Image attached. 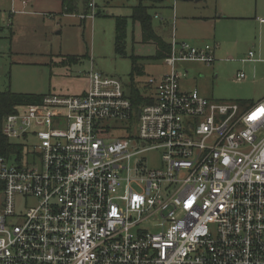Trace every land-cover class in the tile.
Segmentation results:
<instances>
[{"label": "built area", "instance_id": "built-area-1", "mask_svg": "<svg viewBox=\"0 0 264 264\" xmlns=\"http://www.w3.org/2000/svg\"><path fill=\"white\" fill-rule=\"evenodd\" d=\"M169 48L149 103L91 69L84 92L5 116L4 137L36 141L40 163L0 154V264H264V97L242 107L182 90L177 64H211L213 47L172 36ZM135 116L134 135L102 136V120ZM133 139L150 145L130 152ZM149 149L163 168L129 166Z\"/></svg>", "mask_w": 264, "mask_h": 264}, {"label": "rangeland", "instance_id": "rangeland-1", "mask_svg": "<svg viewBox=\"0 0 264 264\" xmlns=\"http://www.w3.org/2000/svg\"><path fill=\"white\" fill-rule=\"evenodd\" d=\"M89 1L93 11L78 0L72 12H64L60 0H0L1 91L76 95L87 89L86 73L94 69L117 78L126 90L134 86L141 92L148 74L167 70L162 59L153 57L155 45L140 41L139 29L129 17L138 0ZM143 5L149 7L154 31L165 41L173 35L190 44L214 41L218 45L210 65L178 64L179 72L186 75L180 81L183 88H196L208 100L236 101L242 107L248 99L264 94V0H143ZM217 15L221 17L215 19ZM118 17L126 18L121 53L115 50ZM249 50L260 58L259 63L246 61ZM132 55L140 57L137 72L132 70ZM239 73L246 77L238 80ZM100 126L106 139L128 137L135 134L136 116L131 121L104 119ZM26 143L36 141L19 138L10 151L21 156L23 165L39 164L40 158L28 152ZM148 145L133 139L129 151ZM161 156V149L142 151L129 166L163 168ZM122 175L126 176L125 170ZM36 201L24 197L21 206L25 210Z\"/></svg>", "mask_w": 264, "mask_h": 264}, {"label": "trees", "instance_id": "trees-1", "mask_svg": "<svg viewBox=\"0 0 264 264\" xmlns=\"http://www.w3.org/2000/svg\"><path fill=\"white\" fill-rule=\"evenodd\" d=\"M64 12H72L76 8L78 0H60ZM153 2H159L160 0H152ZM83 5L86 8L89 7V0H82ZM149 7L143 5V0H138V4L131 7L130 19L133 24L139 25L140 36L142 43H153L156 47L154 58L163 59L170 51L169 43H167L160 35H158L152 27V16L149 13ZM126 18L118 17L116 19L115 28V50L118 53L122 51V39L124 37V27ZM72 59V57H71ZM140 57L136 55L131 56L132 70L137 72L140 70ZM43 96V95H42ZM42 96L29 95V94H16L0 90V154H7L10 150L15 149L12 142L8 141L2 134L1 127L2 122L9 113L15 110L16 106L34 103L40 101ZM130 98L135 105L141 104L142 95L137 90L133 88L130 93ZM152 99L146 102H151Z\"/></svg>", "mask_w": 264, "mask_h": 264}, {"label": "crops", "instance_id": "crops-1", "mask_svg": "<svg viewBox=\"0 0 264 264\" xmlns=\"http://www.w3.org/2000/svg\"><path fill=\"white\" fill-rule=\"evenodd\" d=\"M28 1V0H27ZM186 1H189V0H186ZM196 1H198V0H196ZM158 5H159V7H162V3H158ZM93 9H94V4H93V7L91 8V10L93 11ZM149 11V10H148ZM156 15H157V13H156ZM81 19H84V17H85V15H81ZM221 16L220 15H217L216 17H214L215 19H219ZM134 25H137V24H134ZM137 27H138V29H139V25H137ZM139 33H140V29H139ZM173 36V35H172ZM172 38V37H171ZM170 38V39H171ZM175 38V37H174ZM176 39V38H175ZM167 43H169V41H166ZM213 44H211V46L213 47V54H214V57H215V50H216V48L218 47V45L213 41L212 42ZM204 44H207V43H202L201 41L200 42H198V43H194V44H192V45H195V46H202V45H204ZM249 51H252V50H249ZM248 51V52H249ZM252 53H253V57H252V59H249L248 58V55H247V58H246V61H248V62H251V63H253V64H256V63H259L261 60H260V58H255V55H254V52L252 51ZM162 61H163V59H162ZM214 62V61H213ZM212 62V63H213ZM164 63V62H163ZM203 63V62H202ZM211 63V64H212ZM179 64V63H178ZM178 64H177V66H178ZM165 65V64H164ZM210 65V64H209ZM166 66V65H165ZM256 66V65H255ZM255 66H252V67H255ZM167 67V66H166ZM178 68V67H177ZM167 70H168V67H167ZM166 70V71H167ZM165 71V72H166ZM184 71H185V73H187L188 72V70L186 69V68H184ZM164 71L163 72H160V73H156V74H148V76H147V79H146V84L144 85V86H142V88H140V90H141V92H140V94L142 95V101H141V103H148V102H146L147 100H149V99H152L153 97H154V87L153 86H150L148 83H147V80H148V78L149 77H155V78H159L161 75H163L164 73H165ZM237 76V75H236ZM184 77H186V75L184 74V73H181V77H180V81H181V79H183ZM246 77V75L244 74V77L243 78H245ZM86 80H87V77H86ZM180 81H179V86H180V88L182 89V90H192V89H185V88H183L182 86H181V83H180ZM123 85V84H122ZM123 88H124V90H125V92L129 95V97H130V93H131V90L134 88V86H132V88H128V90H126L125 89V87L123 86ZM195 90H197L196 88H195ZM198 91V90H197ZM198 93L201 95V96H203L199 91H198ZM204 97V96H203ZM264 97V94H262V95H259V96H254L253 98H250V99H248L247 100V102H245V103H253V102H256V101H258V100H260V99H262ZM243 102V101H242Z\"/></svg>", "mask_w": 264, "mask_h": 264}]
</instances>
